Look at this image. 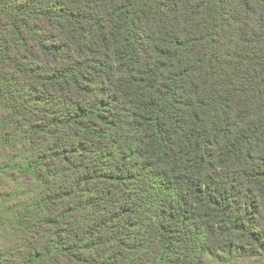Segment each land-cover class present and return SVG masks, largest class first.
<instances>
[{
    "label": "trees",
    "instance_id": "1",
    "mask_svg": "<svg viewBox=\"0 0 264 264\" xmlns=\"http://www.w3.org/2000/svg\"><path fill=\"white\" fill-rule=\"evenodd\" d=\"M0 264H264V0H0Z\"/></svg>",
    "mask_w": 264,
    "mask_h": 264
}]
</instances>
